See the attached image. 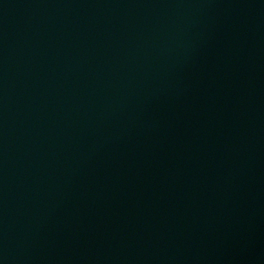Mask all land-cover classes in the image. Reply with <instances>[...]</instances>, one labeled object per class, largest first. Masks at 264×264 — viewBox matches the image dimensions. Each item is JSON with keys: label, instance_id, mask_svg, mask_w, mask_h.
<instances>
[{"label": "water", "instance_id": "water-1", "mask_svg": "<svg viewBox=\"0 0 264 264\" xmlns=\"http://www.w3.org/2000/svg\"><path fill=\"white\" fill-rule=\"evenodd\" d=\"M0 264H264V0H0Z\"/></svg>", "mask_w": 264, "mask_h": 264}]
</instances>
